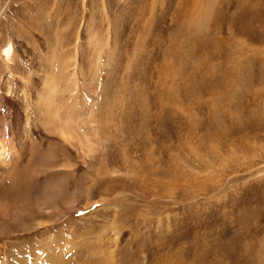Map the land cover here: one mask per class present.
Segmentation results:
<instances>
[{"label": "rangeland", "instance_id": "rangeland-1", "mask_svg": "<svg viewBox=\"0 0 264 264\" xmlns=\"http://www.w3.org/2000/svg\"><path fill=\"white\" fill-rule=\"evenodd\" d=\"M0 138V264H264V0H0Z\"/></svg>", "mask_w": 264, "mask_h": 264}, {"label": "bare ground", "instance_id": "bare-ground-1", "mask_svg": "<svg viewBox=\"0 0 264 264\" xmlns=\"http://www.w3.org/2000/svg\"><path fill=\"white\" fill-rule=\"evenodd\" d=\"M2 61L4 62V65H6L7 68H10L12 62L14 61V50L13 45L8 43L2 48ZM8 86V85H7ZM6 86V87H7ZM9 87V86H8ZM58 91L55 82L52 78L46 77L43 81L42 85V92L39 94L38 102L40 103V106L42 108V114L46 116V118L52 120V122H58L57 123V132L58 135L62 138L64 141H69L70 139V133L66 130V125L69 123L67 120L68 118H63L60 115L59 109L56 108V106L53 104L54 102V95L55 92ZM40 112V111H39ZM41 114V115H42ZM43 117V116H41ZM70 120V119H69ZM71 121V120H70ZM49 123V122H48ZM5 134V133H4ZM10 140V139H7ZM5 138H0V165L3 164L9 156L7 155L9 152V148L13 149L14 146L12 144L8 143ZM10 142V141H9ZM15 151V150H13ZM12 152V151H11ZM10 152V153H11ZM10 155V154H9ZM13 160V159H12ZM10 161V160H9ZM17 161V160H16ZM11 162V161H10ZM17 163V162H16ZM8 165V164H7ZM11 166V165H10ZM9 166V167H10ZM59 166V165H58ZM4 167V166H3ZM12 169V168H10ZM13 172V171H11ZM4 177L1 174V178ZM29 177V176H28ZM27 182V181H26ZM29 182V180H28ZM21 183V182H20ZM29 184V183H28ZM27 185V184H26ZM29 186V185H28ZM30 188V187H29ZM59 192V191H58ZM27 193V192H26ZM59 194V193H58ZM63 195V194H62ZM44 197V196H43ZM45 198V197H44ZM31 199V198H30ZM40 199V198H39ZM66 200V199H65ZM67 201V200H66ZM70 201V200H69ZM48 202V199L43 200H35V201H27L22 206H12L9 207V205L0 206V212L3 214L9 215L10 217H18L22 215V213L26 209H30L31 207H40L43 208L44 205ZM73 202V200H72ZM9 203V202H8ZM6 204V203H5ZM59 205V204H58ZM72 205V204H71ZM51 206V205H50ZM68 207V206H67ZM2 214V215H3ZM23 220V219H22ZM43 253V252H42ZM41 257V256H40ZM44 257V255H43ZM36 258V257H35ZM45 258V257H44ZM43 259V258H42ZM34 260V259H33ZM61 260V259H60ZM38 262V261H37ZM32 263V262H31ZM37 264V263H36ZM44 264V263H43Z\"/></svg>", "mask_w": 264, "mask_h": 264}]
</instances>
